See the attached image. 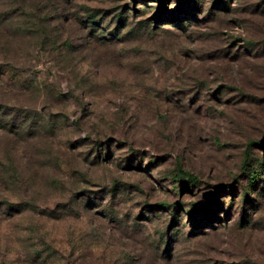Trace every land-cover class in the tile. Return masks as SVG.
Returning <instances> with one entry per match:
<instances>
[{
	"label": "rangeland",
	"instance_id": "1",
	"mask_svg": "<svg viewBox=\"0 0 264 264\" xmlns=\"http://www.w3.org/2000/svg\"><path fill=\"white\" fill-rule=\"evenodd\" d=\"M0 264H264V0H0Z\"/></svg>",
	"mask_w": 264,
	"mask_h": 264
}]
</instances>
